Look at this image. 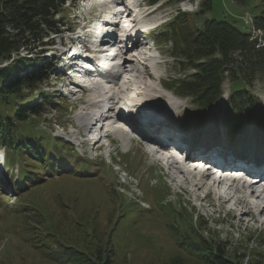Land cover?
<instances>
[{"label": "rangeland", "instance_id": "obj_1", "mask_svg": "<svg viewBox=\"0 0 264 264\" xmlns=\"http://www.w3.org/2000/svg\"><path fill=\"white\" fill-rule=\"evenodd\" d=\"M203 1L158 0L153 5L145 1L149 5L147 10L158 7L151 15L143 16L145 22L163 20L165 24L160 27L158 37L166 35L159 37L154 49L150 50L152 55L159 58L154 60V69L160 75L159 82L154 78L155 74H148L147 80L144 79L147 86L145 84L142 92L133 97L137 117L167 120L184 131L191 124L202 123L203 126L207 125L203 122L217 120L223 127L221 120L224 121L226 115L229 118L226 101L221 100L208 112L202 113L198 109L205 108L192 104L189 97L180 99L174 94L176 99L173 100L177 102L166 101L160 87L174 88L177 84L175 79L171 80L173 77L182 78L191 73L188 63H180L186 59L179 54L181 44L173 42L170 33L165 32L166 21L177 14H185L188 23L198 24L203 18H214L243 30L241 16L248 12L254 26L259 28V31L256 28L250 30L255 29L256 34L264 35V21L254 18L255 15L264 14V0H209L210 8L203 10L202 16L193 17L201 9ZM143 5L141 0V11L144 12ZM62 12L69 26L81 23L85 17L93 25L100 21V13L88 12L77 0H65ZM102 18L108 19L106 12ZM67 37V34L56 36L54 44ZM19 52L25 53L22 48ZM53 70L46 81L36 87L46 95V100L38 115L27 117L26 124L31 126L35 139L43 138L41 143L46 155L52 154L58 173L52 171V166L35 163L26 149L0 145V158H3L6 175V181L0 176V264H207L197 257L198 251L193 244L195 233L220 244L231 256L238 257L240 264H264V225L261 222L249 220V216L239 221L237 216L228 212L230 203H221L222 199H215L214 193L203 197L205 194L197 189L194 190L197 194H194L187 181L181 187L175 186L159 165L151 164L149 157L132 144L127 154L123 155L120 152L123 145L115 139L117 134L112 135V145L105 143L106 138L93 145H86L85 139H81L79 145L82 122L77 119L84 110L89 112L87 103L90 93L83 91L73 98H65L53 92L46 86H50L55 77L62 73L57 67ZM244 78L243 87L255 98L251 113L241 116V119L245 117L248 121L240 123L243 128L238 129L231 140L232 144L221 126L219 134L214 136L225 137L229 146H237L242 152L245 144H237V138L248 143L246 139L256 134L258 137L264 136V129L260 127L264 126V121H260L264 119V69H254ZM239 87L237 80L231 81L225 77L222 83L224 97ZM28 91L22 93L27 94ZM32 101L39 102V98L34 97ZM32 103L28 101V104ZM256 128L257 133L254 132ZM209 129L212 134L213 126ZM27 135L30 134H23V137ZM55 140L68 141L69 146ZM99 145L104 146L100 148ZM53 152L59 156H54ZM243 153L248 156L246 151ZM65 164L70 165L62 170ZM71 171L82 175H68ZM27 172L32 174L30 180L26 177ZM117 175L123 177L124 181ZM234 196H237L236 193ZM23 207L30 210L25 214L32 225L38 224V219L32 217L31 212L45 210V223L32 227V232L24 230L26 222L16 213ZM50 224L55 230V233H50L54 234L52 236L45 227ZM58 242L73 251L69 250L71 259L65 261L66 253L62 252ZM46 250L56 257V261L43 255L42 251Z\"/></svg>", "mask_w": 264, "mask_h": 264}, {"label": "trees", "instance_id": "obj_2", "mask_svg": "<svg viewBox=\"0 0 264 264\" xmlns=\"http://www.w3.org/2000/svg\"><path fill=\"white\" fill-rule=\"evenodd\" d=\"M64 4L65 0H0V145L26 149L35 163L52 166V171L55 169L52 154L46 155L41 143L43 138H34L35 133L30 130L31 126L26 124V119L29 115H38L43 101L46 100V95L36 87L47 78L46 73L51 71L52 66L41 61L40 54L43 47L52 41L51 35L59 34L69 26L63 18ZM200 8L193 17L202 16V11L210 8L209 0H204ZM255 17L264 21L263 13ZM242 27L243 30H240L225 20L214 18H203L198 24L188 23L186 15L179 13L165 28V32L172 36L173 42L181 44L179 54L186 59L180 63H188L193 70L190 75L175 79L176 93L189 97L193 103L207 109L221 96L225 77L238 81L240 87L233 89L226 99L231 113L228 123L231 135L236 124L241 121V116L249 115L255 105V98L243 87L244 77L254 69H264V45L255 48L248 40L250 34L245 29L246 25L242 23ZM164 35L166 34L160 37L164 38ZM21 48L25 55L20 54ZM24 90L29 91L24 94ZM34 97H38L39 102L32 101ZM28 101L33 103L28 104ZM23 134L30 135L23 137ZM53 155L59 156L55 152ZM68 165L70 164L63 165L61 169H67ZM31 176L32 174L27 172L28 180ZM57 196L60 197L58 193ZM27 210L29 209L23 207L16 213L26 222L24 230L32 232V227L45 223V210L40 212V209H37L31 212L32 217L38 219L36 225L29 224L28 215L25 214ZM51 224L45 226L49 234L55 233ZM193 241L198 251L197 257L207 264H240L238 257L231 256L220 244L208 241L198 234ZM58 243L62 252L66 253L65 261L71 259V249L65 248L62 242ZM42 252L47 258L56 261V257L49 250Z\"/></svg>", "mask_w": 264, "mask_h": 264}, {"label": "bare ground", "instance_id": "obj_3", "mask_svg": "<svg viewBox=\"0 0 264 264\" xmlns=\"http://www.w3.org/2000/svg\"><path fill=\"white\" fill-rule=\"evenodd\" d=\"M151 12L152 11H150L147 14H150ZM106 25H108V24H106ZM106 25H104V26H106ZM135 83L137 84L138 82L135 81ZM140 83L143 84V86L146 84V82L144 84V80L140 81ZM117 90H118V94L116 95V102L115 103H118V102L122 103L119 107L118 112L122 116H125L124 114L128 112V111H126V109L128 110V108L126 107L127 102H125V101H128V103H131V101L134 102L135 98H133V97H136V95L139 94L140 91L143 89L141 88V85H139V84H138L137 88L131 87V84L130 85L127 84L126 88L120 89V86H118ZM136 90H138L139 92H135ZM132 93H135V94H132ZM109 100H111V97H109ZM123 112H125V113H123ZM87 115H88V112H86L84 110V112H81L78 115L77 120L80 121L84 118H87L88 117ZM143 121H145L148 124L149 128H152L154 126L171 127L170 121H167V120L160 121V120H157L154 118H146ZM201 124L189 125L185 131L182 130L184 136L179 137L177 139V141L180 142L181 144H184L185 146L202 145L203 142H206L209 145V149L213 148L215 153L231 154L234 158H239L240 156H246L242 152V150H240L239 147L229 146L226 143L227 139L225 137L221 136V137L215 138L214 135H212L210 133V129H209V128H211L210 125L207 124V125L202 126ZM156 132H158V130H156ZM160 132H158V134ZM152 133H154V131H152ZM246 140L248 141V143H246L244 145V147H245V151L248 154V156H253L257 160L264 159V136L263 137H257V138H255V140L252 139L253 141L248 140V139H246ZM97 141L98 140L94 141V144H96ZM250 141L253 143H250ZM173 145H172V147L175 146V145L174 146ZM235 145H237V144H235ZM154 146H156V145H154ZM199 156L200 157L203 156V157L207 158V156L204 154L199 153ZM199 160L200 159H196V160H192V161L199 162ZM226 166H228V167L235 166V164H226ZM230 169H232V170H229V171H238L234 168H230ZM187 184H189L191 191L194 194H197L194 190L198 189V190H200L199 192H202L205 194L204 196H206L209 193H212V194L214 193L215 199L216 198H217V200L222 199V201L219 200L221 203L222 202L230 203L231 206L229 207L228 212L233 213L234 217L237 216L239 221H241L246 216L250 217L249 220L258 221V217L260 215H263V219L261 220V224L264 225V195L259 196V194H253L251 192L248 194V196L243 195V194H241V195L236 194L237 196H234L235 193H230L228 191L230 189L228 186L222 189V187L219 185V183H216L214 181H212L211 183H208L207 179L202 178V177H200L198 179V181H196L195 179H190L189 182H187ZM179 187H181V183H180ZM247 197L248 198L250 197L251 199H248ZM244 203H245V205H243ZM236 211H239V212H236Z\"/></svg>", "mask_w": 264, "mask_h": 264}]
</instances>
